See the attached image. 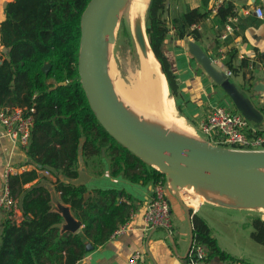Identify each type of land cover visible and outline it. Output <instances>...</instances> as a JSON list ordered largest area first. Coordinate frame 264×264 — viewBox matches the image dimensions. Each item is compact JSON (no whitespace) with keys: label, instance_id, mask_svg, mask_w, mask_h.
I'll list each match as a JSON object with an SVG mask.
<instances>
[{"label":"trees","instance_id":"16d2710c","mask_svg":"<svg viewBox=\"0 0 264 264\" xmlns=\"http://www.w3.org/2000/svg\"><path fill=\"white\" fill-rule=\"evenodd\" d=\"M90 1L11 0L5 7L0 22V106L35 107L26 155L37 166L50 169L61 202L70 206L83 229L61 231L56 226L64 217L53 209L51 191L40 182L26 187L40 178L36 169L10 173L7 187L19 200L24 219L20 223L9 217L0 219V264H76L130 220L136 210V198L130 192L117 188L89 191L85 183L73 182L80 177V156L87 168L95 167L96 175L104 172L108 158L112 176L122 175L142 185L166 181L164 173L116 140L90 105L79 74L82 15ZM165 7L166 0H150L146 33L169 91L178 98L177 78L163 46L172 29L179 38L198 37L192 25L205 20L212 10L193 8L174 16L170 27L163 17ZM234 9L231 1H224L218 8L219 23L235 15ZM46 63H51L47 73L42 70ZM252 225L251 237L264 245V219L254 217ZM89 241L91 250L87 249ZM199 244L206 251L202 264L214 259L243 261L220 245L210 223L196 212L192 214V244L182 264L199 260L195 254Z\"/></svg>","mask_w":264,"mask_h":264},{"label":"crops","instance_id":"0c3cea01","mask_svg":"<svg viewBox=\"0 0 264 264\" xmlns=\"http://www.w3.org/2000/svg\"><path fill=\"white\" fill-rule=\"evenodd\" d=\"M9 1L11 0H0V22L4 18L5 7ZM206 1L207 3H205V0H166L163 17L170 27L174 16L183 15L193 8H200L203 11L212 10V13L200 22L201 29L198 30V37L190 35L179 38L172 29L163 46L177 78L179 96L174 99L180 111L183 112V116L181 114L180 116L176 115L173 96H170V108L160 114V118L181 131L194 134L197 132L193 129L195 128L203 134L201 131L202 122L207 119L214 107L223 106L243 113L249 119L252 129L264 130V0ZM224 1H231L234 4V10H236L238 16V21L234 23L237 28L231 32L226 30L227 20L225 24L219 23L218 12H213ZM149 2L150 0H148V6ZM256 7L263 9V17L255 13ZM224 33L228 34L226 39L222 38ZM220 49L224 51V57L219 63H216L214 59L219 55ZM203 55L210 58L212 63L221 67L225 74L227 69L233 70L232 76L226 75L230 83L250 105V113L248 112L250 115H246L238 107L231 94L221 84L217 83L207 71L201 61ZM230 59H232L233 68L229 66ZM164 82L167 91L170 92L166 77ZM184 117L190 121L193 127L186 122ZM80 159V176L84 174V179L77 181L78 178L73 182L85 183L89 191L93 188L125 189L136 198V210L132 212L130 220L127 222L128 230L125 233L112 235L109 241L95 247L76 264H132L130 259L137 252H140L141 256L134 264H182L192 244V214L196 212L207 219L223 248L236 258L254 264L251 263L250 258L234 254L229 247L222 243L221 232L218 227L225 222L226 215H230L232 210L235 209L219 205H205L203 204L204 197L186 188L189 191H186L187 194L185 195L187 200L196 207L192 208L185 205L181 197L170 190L169 198L172 204L173 218L172 231L165 228L148 229L144 220V213L148 201L154 194L155 185L151 183L148 185L133 183L122 175L112 176L109 162L105 160L104 172L101 175H96L93 169V172L90 171L91 167L87 168L85 166L82 156H80ZM9 169H11L10 172ZM32 169H34L33 162L26 155L25 149L12 143L6 137L4 129L0 125V192L7 187V177L10 173L16 174ZM37 172L40 178L27 184L26 187L40 182L52 194L55 192L58 195L57 204L53 207L55 211L61 213L60 205L70 208L69 205L61 202L59 193L55 189L56 177L54 175H44L41 171ZM61 178L64 179L62 176ZM89 195L90 192L86 196L89 197ZM70 211L74 216L71 209ZM7 217V213L0 215L1 221ZM18 217L22 221L24 219L23 212L19 211ZM56 226L64 231L66 230L67 221L63 220ZM82 229L83 224L77 231H82ZM210 264L232 263L214 259Z\"/></svg>","mask_w":264,"mask_h":264},{"label":"water","instance_id":"95a60500","mask_svg":"<svg viewBox=\"0 0 264 264\" xmlns=\"http://www.w3.org/2000/svg\"><path fill=\"white\" fill-rule=\"evenodd\" d=\"M123 2L91 0L82 15L79 74L99 122L131 152L164 173L177 195L186 184L196 185L199 192L203 188L197 184H205L208 190L264 208V150L232 149L192 137L163 133L137 120L118 99L108 67L115 59V31ZM201 61L215 81L231 94L238 107L250 115V105L230 83L222 68L205 55ZM50 68L51 63H46L42 70L47 73ZM83 175L77 181H82ZM59 207L67 221L66 230L76 232L81 221L74 218L68 206ZM87 249H93L90 241Z\"/></svg>","mask_w":264,"mask_h":264},{"label":"built area","instance_id":"2783aa9c","mask_svg":"<svg viewBox=\"0 0 264 264\" xmlns=\"http://www.w3.org/2000/svg\"><path fill=\"white\" fill-rule=\"evenodd\" d=\"M229 16L226 22L227 32L234 31L237 27L234 23L238 21V16ZM213 12H218L216 7ZM255 13L263 17V9L255 8ZM192 29H201L200 23L194 24ZM227 33L222 35V38H227ZM224 57V51L219 50V55L216 57V63H219ZM228 76L233 75L232 69H227ZM35 107L27 106H0V125L4 129L6 137L15 144L20 145L24 149L29 146L32 130L35 124ZM201 131L211 143L239 150H264V130L252 129L249 119L240 111L232 110L223 106L214 107L210 115L201 124ZM33 168L41 171L42 174L53 175L50 169L41 168L33 163ZM11 169H9V172ZM171 190L170 182H160L155 184L154 194L148 201L145 207L144 220L148 229L165 228L172 231V204L169 198ZM22 209L17 198L11 195L8 187H5L0 192V215L7 213L8 217L20 223L18 212ZM128 224H124L115 230L114 235L125 233L128 230ZM195 254L198 256V261L193 264H202V259L206 256L205 247L202 244L197 245ZM141 256L137 252L130 263L134 264ZM232 264H249L243 261H236Z\"/></svg>","mask_w":264,"mask_h":264},{"label":"rangeland","instance_id":"374dc122","mask_svg":"<svg viewBox=\"0 0 264 264\" xmlns=\"http://www.w3.org/2000/svg\"><path fill=\"white\" fill-rule=\"evenodd\" d=\"M129 1L130 0H125V2H129ZM126 10L120 13L119 22L115 31V35H116L115 46H114L115 59L110 63L108 67V73L111 82L113 84L115 93L117 97L120 98L118 99L136 117L137 120L141 121L145 125L150 126L152 128H155L153 125H157L161 132L175 135L176 133H171L173 131V128L169 126L171 123H168L163 118H160L161 117L160 110L150 112L152 110L149 109L147 110L145 106L143 105L138 106L132 103L130 99H128L126 95L122 92V90H120L119 88L122 87L124 90H129L132 89V87L140 86L141 84L139 83V81L142 77V72H143L142 66L140 62H138V58L136 55V51L138 52L137 47L135 45L133 37H131L129 32L127 18L126 17L123 18V13ZM158 67L160 69L159 62H158ZM169 94L170 96H172L171 92H169ZM173 101H174L173 105L176 109V115L180 116L181 114L183 116V112L180 111V108L177 105V102L175 101L174 97H173ZM186 122L189 125H191L188 119H186ZM193 129L196 130L197 132H195L191 136L192 138H196L198 140L211 143V141L205 135L199 133L197 129L195 128ZM105 161H109V159L105 158ZM92 169L93 170L95 169L93 165H91L90 168L91 172H93ZM197 187L203 188L202 192H199L201 190L197 189L198 193H196L198 195L205 197L203 204L219 205V206L230 207L235 209L232 210L230 215H226L225 222L220 224V226L218 227L222 234V235L220 234L222 243L225 246L229 247L232 250L231 252H233L234 254L250 258L251 263L264 264V247H263L264 245L259 244L251 237V231L253 230L252 219L254 217H261L262 219H264V208L250 206L235 197L226 198V196H222L220 193L214 190H208L205 184H197ZM183 190L178 194L181 197L184 204L189 207L196 208L187 200L185 196L187 192L186 190L184 191ZM193 190L196 189L193 188ZM53 195L54 197L52 204L54 207L57 204V198L59 199V197L55 192H53ZM62 216L64 217V215Z\"/></svg>","mask_w":264,"mask_h":264},{"label":"bare ground","instance_id":"6f19581e","mask_svg":"<svg viewBox=\"0 0 264 264\" xmlns=\"http://www.w3.org/2000/svg\"><path fill=\"white\" fill-rule=\"evenodd\" d=\"M147 6H148V0H130L129 2H125L124 0V2L120 7V13L126 10L127 8V10L123 13V18L125 17L127 18L129 32L131 37H133L135 45L139 52L138 53L136 51V55L138 58V62H140L142 66L143 72H142V77L139 81V83L141 84L140 86L132 87V89L129 90H124L122 87L119 88L126 95V97L130 99L132 103L138 106L143 105L146 107L147 110L148 109L152 110L150 112L160 110V114H162L170 108L171 98L169 92L166 89V84L164 82L166 76L162 70L161 64L159 60L156 58V56H154L155 54H153L154 53L152 52L153 50L151 51L152 48L150 49L149 46L150 43L148 44V39L145 32V16H146ZM157 61L160 64L161 71L158 67ZM153 126L159 129L157 125H153ZM171 127L173 128V131L171 133H176L187 137H191L193 135L181 131L176 127L173 126ZM168 177L171 179L170 175H168ZM186 188L194 193H198V191L193 190V188L196 189L195 185L186 184L184 190L188 191ZM221 195L226 196V198L233 197L226 194H221ZM259 208H263V207H259Z\"/></svg>","mask_w":264,"mask_h":264}]
</instances>
